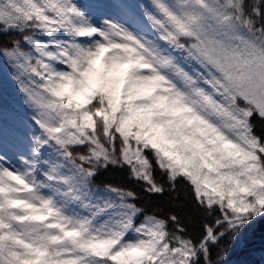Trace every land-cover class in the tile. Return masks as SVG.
<instances>
[{"label": "snow or ice", "instance_id": "snow-or-ice-1", "mask_svg": "<svg viewBox=\"0 0 264 264\" xmlns=\"http://www.w3.org/2000/svg\"><path fill=\"white\" fill-rule=\"evenodd\" d=\"M0 64V264L253 254L264 0H0Z\"/></svg>", "mask_w": 264, "mask_h": 264}, {"label": "trees", "instance_id": "trees-1", "mask_svg": "<svg viewBox=\"0 0 264 264\" xmlns=\"http://www.w3.org/2000/svg\"><path fill=\"white\" fill-rule=\"evenodd\" d=\"M0 103H4L9 109L13 106L18 110L19 115L23 118L24 109L20 105V94L18 89L0 67ZM134 186V185H133ZM247 239L254 249L253 254L249 255L246 251L235 249L228 257L229 264H239V262L248 260L253 264H259L260 252L264 249V221H259L248 230Z\"/></svg>", "mask_w": 264, "mask_h": 264}, {"label": "rangeland", "instance_id": "rangeland-1", "mask_svg": "<svg viewBox=\"0 0 264 264\" xmlns=\"http://www.w3.org/2000/svg\"><path fill=\"white\" fill-rule=\"evenodd\" d=\"M0 67L3 69L4 73H5L7 76H10V73L8 72L7 68H6L4 65L0 64Z\"/></svg>", "mask_w": 264, "mask_h": 264}]
</instances>
